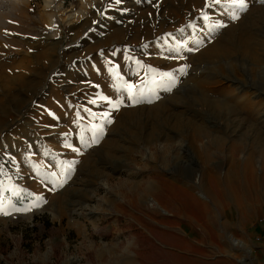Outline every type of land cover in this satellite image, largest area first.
<instances>
[{"label": "rangeland", "instance_id": "1", "mask_svg": "<svg viewBox=\"0 0 264 264\" xmlns=\"http://www.w3.org/2000/svg\"><path fill=\"white\" fill-rule=\"evenodd\" d=\"M47 1L0 0V264H264V0Z\"/></svg>", "mask_w": 264, "mask_h": 264}, {"label": "bare ground", "instance_id": "2", "mask_svg": "<svg viewBox=\"0 0 264 264\" xmlns=\"http://www.w3.org/2000/svg\"><path fill=\"white\" fill-rule=\"evenodd\" d=\"M91 1H93V0H89V2H91ZM47 6L51 7V10H50V13L47 14V20L44 19V21L46 23H48L49 25H53L54 26L56 24V20H55L56 12L60 9V7H54V6H52V2H50L49 0L47 1ZM20 7H21L20 3H17V2L14 3V5H13L14 12L13 13H14V15L17 18L22 19V13H21V9L22 8H20ZM169 15H170V17H171L172 20H174V18L180 16L179 12L176 11V10H170ZM185 18H184V16H181V20H185ZM66 19H72V17L69 16ZM7 20L8 19L5 18V21H7ZM0 24H1L0 26H3V25L5 26V24H3L1 22H0ZM160 31H162V30H160ZM0 33H1L0 35H2L3 30H0ZM136 33H137V35H140L142 33L149 35V34H152L153 33V30L148 25V27L145 28L143 31L141 29H137L136 30ZM1 47H3L2 46V43H0V48ZM45 62L47 63V65H46V68L47 69L51 68L52 67V63H54V61H52V60H46ZM129 63H130V60H129ZM133 65L136 67V70H134L133 71V74H132L134 76L133 79H130V73L129 72H125V71H122L121 72L120 71V72H118L116 74L115 73H112V72H109L108 73L106 71V69L102 65L100 66V70L101 71L103 70V73H101L99 71V68L96 69L97 72L99 71V73L102 75V77H103L102 80L107 85H113L116 88V90H112V89L109 90V89L106 88L105 91L102 92V93H94V94H91V100L94 101V102H101L103 104L104 108H107V107H111V108L119 107V108H121V107H124V106H129L130 105V101L122 96V93H121V90L122 89H129L128 86L131 85L132 88L129 89V90L134 92V99H137V97L138 98L149 97L152 93L155 92L156 87H160L158 84L155 85V86H153V87L150 86L151 83L155 82L156 75H159V73H161L163 75L162 78L165 81L164 70L162 68H160V67H158V68H151V65H148V67L151 68V69L147 70L146 68L142 67V65H140L138 63H135ZM29 68L30 67H27V69H29ZM41 72L43 73V71H41ZM96 74L97 73H95L94 71H92V75L90 77L91 81L94 82V84L95 83L97 84L100 81V77L99 76L97 77ZM119 83H122V87L121 88L119 86ZM168 83H172V81L171 80H168ZM52 91H53V93H55L56 92V89L55 88H52ZM57 107H58V105H56V108ZM115 109H117V108H115ZM49 112H51L53 114L52 110H50ZM52 197L49 196V198L47 199V202H48V205L49 206L56 205V203L54 202V199ZM199 197L201 199H208V198L203 197L201 195ZM44 198H47V197H44ZM212 201L215 202V203H217V201H216L215 198H211V202ZM57 203H58V201H57ZM67 203H68V201H67ZM202 203H205V202H202ZM158 206H159V203H158ZM161 210L163 212L167 213V211H165L164 209H161ZM237 243H239V242H237ZM121 264H126V263L125 262H121Z\"/></svg>", "mask_w": 264, "mask_h": 264}, {"label": "snow or ice", "instance_id": "3", "mask_svg": "<svg viewBox=\"0 0 264 264\" xmlns=\"http://www.w3.org/2000/svg\"><path fill=\"white\" fill-rule=\"evenodd\" d=\"M116 2L117 3H119L120 2V0H116ZM213 2L214 3H220V0H213ZM232 4L236 7V8H238L239 10H241V11H245V10H247V7H248V5H247V3H246V0H232ZM234 19L235 18H238V17H233ZM165 75H171V74H165ZM129 87V89H131L132 88V86L131 85H129L128 86Z\"/></svg>", "mask_w": 264, "mask_h": 264}, {"label": "trees", "instance_id": "4", "mask_svg": "<svg viewBox=\"0 0 264 264\" xmlns=\"http://www.w3.org/2000/svg\"><path fill=\"white\" fill-rule=\"evenodd\" d=\"M145 241H146V243L149 242L148 244H150L151 247H155V244L152 243L149 239H145ZM147 241H148V242H147ZM153 254H154V258L160 256V255L158 254V252H154ZM156 255H157V256H156Z\"/></svg>", "mask_w": 264, "mask_h": 264}]
</instances>
